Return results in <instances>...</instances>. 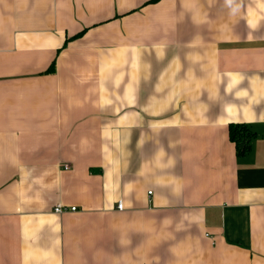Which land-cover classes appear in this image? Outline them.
<instances>
[{
    "label": "crops",
    "instance_id": "0c3cea01",
    "mask_svg": "<svg viewBox=\"0 0 264 264\" xmlns=\"http://www.w3.org/2000/svg\"><path fill=\"white\" fill-rule=\"evenodd\" d=\"M0 264H264V0H0Z\"/></svg>",
    "mask_w": 264,
    "mask_h": 264
},
{
    "label": "trees",
    "instance_id": "16d2710c",
    "mask_svg": "<svg viewBox=\"0 0 264 264\" xmlns=\"http://www.w3.org/2000/svg\"><path fill=\"white\" fill-rule=\"evenodd\" d=\"M50 71H54V67H52ZM240 134H241V131L238 127L231 126L230 136L233 141H238L240 139ZM243 138H245V140L243 141V146L239 148V151L242 153H245L250 146V137L248 138V136H245Z\"/></svg>",
    "mask_w": 264,
    "mask_h": 264
},
{
    "label": "built area",
    "instance_id": "2783aa9c",
    "mask_svg": "<svg viewBox=\"0 0 264 264\" xmlns=\"http://www.w3.org/2000/svg\"><path fill=\"white\" fill-rule=\"evenodd\" d=\"M118 208H119V209H123V204H122V203H119ZM71 210H72V211H76L77 208H76V207H73V208H71ZM54 211H55V213H57V214H62V213H64V212L67 211V208H65V207L62 206V205H58V206L55 208Z\"/></svg>",
    "mask_w": 264,
    "mask_h": 264
}]
</instances>
